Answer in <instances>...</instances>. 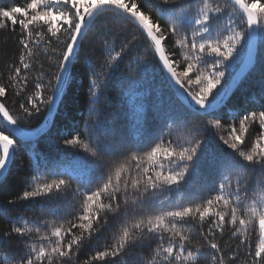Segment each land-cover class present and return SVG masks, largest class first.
<instances>
[{
    "label": "snow or ice",
    "instance_id": "obj_1",
    "mask_svg": "<svg viewBox=\"0 0 264 264\" xmlns=\"http://www.w3.org/2000/svg\"><path fill=\"white\" fill-rule=\"evenodd\" d=\"M94 28L100 53L88 65V95L97 119L64 138L81 150L74 163H50L27 125L59 111ZM0 30L15 46L0 82V188L17 153L34 156L22 194L0 205V264H129V249L141 264H264V198H254L264 194V96L231 123L225 115L226 70L241 48L247 66L264 44V0H26L0 8ZM7 50L6 38L0 57ZM154 72L175 89L153 105L169 139L145 140L141 115L137 138L124 140L96 106L117 73L121 95L135 101ZM205 172L218 180L197 188L193 177Z\"/></svg>",
    "mask_w": 264,
    "mask_h": 264
},
{
    "label": "trees",
    "instance_id": "obj_2",
    "mask_svg": "<svg viewBox=\"0 0 264 264\" xmlns=\"http://www.w3.org/2000/svg\"><path fill=\"white\" fill-rule=\"evenodd\" d=\"M24 3H26V0H0V8L10 7L16 4L23 5ZM97 28H99V24H97ZM6 38L8 40V50L5 56L0 57V82L7 80L9 73L6 64L15 52V46L11 43V33L8 30H0V45L4 43ZM164 47L166 54L174 51L171 45L165 44ZM99 53V32L94 28L84 43L82 51L83 59L72 70L73 80L71 82V88L64 98V102L60 105L59 111L56 112L50 128L44 135L36 139V152L41 157L46 158L50 163L69 165L74 163L79 158L81 150L79 148L72 149L67 147L64 144V138H71V134L79 132L86 121L91 123L97 119L95 115H92L91 119H89L91 106L88 95V65L98 59ZM247 55L248 49L246 47L241 48L237 60L231 68L226 70L227 83L225 87L228 86L235 74L247 61ZM261 56H264V44L258 46V53L253 67L241 78L229 95L231 99L225 110V115L229 117L228 123H231L230 117L232 114L243 112L248 108H256L260 103V97L264 96V92H261L260 87L261 81L264 79V69H262L260 64ZM127 59L128 57H125V60L121 62V71L126 66ZM177 71H180V69L178 68ZM119 77L120 73L111 77L108 87L105 89V95L100 98L96 106L97 109H102L109 119L116 118L119 137L124 140L134 141L137 138L138 129L136 121L139 116L144 115L146 119L144 127L141 130L143 138L147 141H152L163 132V141H167L169 139V129L165 128L163 122L155 117L153 105L158 101L160 91H163L165 98H167L175 90L172 89L170 91L159 73L154 72L149 75L148 83L138 86V95L135 101H133L129 96L121 95L118 86ZM9 105L11 106V101H9ZM46 119L44 114L37 115L27 126L38 130L45 124ZM228 123L222 122L223 128H227ZM220 134H223V129L220 130ZM170 135L172 138H175L178 134L175 130H172ZM216 143V138L213 137L209 148L215 150ZM33 160L34 156L31 150H24L16 154L14 163L10 165L11 175L7 176L3 188H0V205H9V201L15 199L17 195L22 194L24 190L23 178L30 172ZM216 180H218L217 176L213 175L208 177L206 172L201 176L193 177V183L197 188L200 185L214 183ZM3 181H5V177L0 179V182ZM194 191V188H188L185 194H193ZM202 194L208 195L209 193L204 192ZM172 198L175 199L176 197L174 196ZM254 198H264V194L257 193ZM160 199H164L163 194L160 196ZM4 228L5 222L0 218V232H3ZM110 231L115 232L116 228L113 227ZM3 240V236L0 235V243ZM103 243L101 241L102 245ZM2 256L3 253L0 251V258ZM126 258L129 264H141L140 255L136 251L129 249ZM82 259H86V257H82Z\"/></svg>",
    "mask_w": 264,
    "mask_h": 264
},
{
    "label": "water",
    "instance_id": "obj_3",
    "mask_svg": "<svg viewBox=\"0 0 264 264\" xmlns=\"http://www.w3.org/2000/svg\"><path fill=\"white\" fill-rule=\"evenodd\" d=\"M255 59L254 58L253 62L251 64L246 65V62L244 63V65L239 69V71L235 74V76L233 77V79L231 80V82L228 84V86L226 88H228L229 90V95L231 94V92L233 91V89L235 88V86L237 85V83L241 80V78L253 67L254 63H255ZM236 81V83H233V81ZM175 90V89H174ZM56 113H53L51 115H49L46 119L45 124L38 129V137L42 136L45 134V132L50 128L51 123L53 121V118L55 116ZM36 138V139H37ZM4 176H0V179L3 178Z\"/></svg>",
    "mask_w": 264,
    "mask_h": 264
}]
</instances>
